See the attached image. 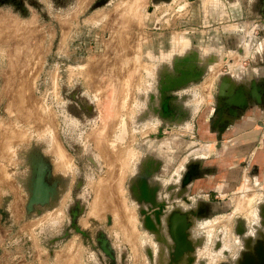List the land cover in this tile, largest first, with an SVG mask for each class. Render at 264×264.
<instances>
[{"label":"rangeland","instance_id":"obj_1","mask_svg":"<svg viewBox=\"0 0 264 264\" xmlns=\"http://www.w3.org/2000/svg\"><path fill=\"white\" fill-rule=\"evenodd\" d=\"M234 10L230 0H0L1 257L7 248L11 264H237L264 243V126L256 165L229 138L220 151L191 137L208 132L206 112L229 119L230 96L261 83L238 67L261 53L264 32L236 34ZM171 92L175 115L164 109ZM39 147L48 195L29 207ZM234 165L231 192H197ZM188 170L199 172L183 182ZM142 182L153 199L141 198ZM175 209L189 242L176 257L167 231ZM259 253L241 264H264Z\"/></svg>","mask_w":264,"mask_h":264},{"label":"crops","instance_id":"obj_2","mask_svg":"<svg viewBox=\"0 0 264 264\" xmlns=\"http://www.w3.org/2000/svg\"><path fill=\"white\" fill-rule=\"evenodd\" d=\"M230 3L235 9L233 11L235 12V19H239V21L236 22L235 24L236 26L234 28L235 29L234 31L236 34L247 36L248 32L252 33L254 30H255V33H257V29L264 32V0H230ZM254 25H256L257 28H255ZM243 40H244V36L243 38L241 37L240 43L246 44L243 42ZM239 45L241 44L236 43L235 45L236 50H239L238 48ZM263 47H264V42H263ZM247 48L251 49V47H247ZM262 49L263 50H261V53L257 54L258 55L257 61L254 60V57H256L257 55L254 56L255 54L253 55L251 54L252 59L249 60V63H247V66L243 67L242 65H240L238 67V72H240L241 74L244 73V76L245 78H247V80L252 79V81H255V82H257L258 80L261 81V83L264 82V48ZM193 50L196 51L198 58L200 57L199 59L201 58L206 59L205 56L201 57V53L199 52L200 47L197 49H193ZM185 57L187 56H184L183 58ZM207 57H210V56H207ZM255 82H252V83H255ZM252 85H255V84H252ZM261 90H262V94L264 95V88H262ZM203 91L204 90H200V92L202 93ZM263 126H264V105L261 106V105L253 104V106H251L250 109L243 116L240 117L239 121H236L234 123L228 135L222 136L220 140V144L221 146L224 145L223 143L224 138H229L230 140H232V144H231L233 146L232 151L233 152L237 151L238 155L240 156L241 154L242 157H244L248 153L249 162L252 160L254 164L256 165L257 163H260L261 157L257 151L255 153L254 148H255V145H257V141H258L256 140L257 139L256 137L261 132V128ZM8 138H9L8 139L9 141L11 140L13 142L15 141L14 135L12 133L9 135ZM4 139L7 140V136ZM204 141L209 145V147L211 145H214V147H216L215 144H217L216 142H218L217 139H215V137H211V136L204 139ZM211 141L213 142L211 143ZM246 146L248 147L250 146L249 149L247 148L248 151L242 150V148ZM220 151H222L221 147H220ZM237 161H238L237 163H239L238 159ZM240 168L241 167L239 165H236L235 167L232 166V168H229L225 173L219 174L218 178L215 176H212L213 177L212 180L211 179H209V181L206 180L205 185L201 187V189H198V191L197 190L196 191L197 192L201 191L202 192L201 195L202 196L204 195V197H206L209 194L212 195L214 192L216 193V195H219L221 197V195L223 194L225 190L227 191L226 193L231 192L230 189H227V186L232 184L231 182L237 181L239 179L241 174L240 172H238V170ZM262 169L264 170L263 167ZM214 184H216V186L211 188V185H214ZM5 227H6V230H5ZM2 231H5V232L8 231L6 224H0V246L5 245L7 247L8 241L5 242L3 240V237L1 235ZM5 252L6 253H3L2 257L0 256V264H11L10 257L8 256V254H10L11 251L7 252V248H6Z\"/></svg>","mask_w":264,"mask_h":264},{"label":"flooded vegetation","instance_id":"obj_3","mask_svg":"<svg viewBox=\"0 0 264 264\" xmlns=\"http://www.w3.org/2000/svg\"><path fill=\"white\" fill-rule=\"evenodd\" d=\"M190 79H191V77L190 78H187V80H190ZM172 83H173V80H172ZM262 88H264V82L263 83H259L257 86L251 85V88L249 90H247V93H246V102H245V104H242V103L232 104V106L234 108H230V110H229V112L231 114V117L229 119L225 118V116H223V114H221V111H220V113H218V110H216V109H213V110L211 109L210 112H206L207 116L204 117L203 119L205 121L207 120L208 132L204 128L205 125H202V126L200 125L201 127L199 128V130L202 133V135L199 134V132H197V136L195 134H192L191 137L193 139H195V140H196V138L197 139L198 138H201L203 141H204V139H206V134L208 135V137H210V136L211 137H215V139H217L219 136L222 137L223 134H225L226 132L230 131V129L232 128V126L234 125V123L236 121H239L240 117L243 116L250 109V107L253 106V104H255V105H261V106L264 105V95L262 94V90H261ZM173 95H174V93L171 92V94H169V95H167L165 97V101H164V106L165 107H164V109H165V111H166L167 114L175 115V108H174L173 103L176 102V100L174 101V96ZM233 95L234 94H232V96ZM232 96H230V98ZM228 120H230V121H228ZM199 143H200V141H199ZM216 143H217V144H215L216 147H220L221 146L220 141H218ZM43 153H44L43 148L42 147H39L37 149V154L36 155L35 154H31L30 157L35 156V159L34 160H31V164L32 163L33 164H36V159H37V163H38V166L39 167L41 165V163L39 162V160L42 159L43 160V164H44L45 163L44 154H46V153H44V154ZM47 155H49V154L47 153ZM49 158L51 159L50 155H49ZM41 169H42V165H41ZM44 170H45V164H44L42 173H40L41 180H42V175H43ZM197 172H199V171L194 170L193 172L192 171L190 172V170H188V172H186L185 175H187V176H193V175H197ZM185 175H184V177H185ZM141 186H142V183H141ZM152 186L153 185H150V184H146L145 183V187L143 186V188L142 187L139 188V192L141 194V198H144L146 200L153 199L152 198L153 197L152 190L155 189V188L152 187ZM227 189H229V186L227 187ZM183 190H185V189L178 190V193L181 192V191H183ZM144 196L147 197V198H145ZM173 215H176L178 217H182V220L180 222H176L173 225V222H171L172 219L170 218V221L168 223V229H167V231H169V233H170L171 230H172L173 232L179 234L181 236L182 240H183V246L185 245V248H187V247L189 248V242H188L187 233H186V227H187V224H188V222H187V220L185 218L186 214L184 213V211H181L179 209H177V210L175 209V211H172L171 212L170 217L173 216ZM149 217H150V215H149ZM143 221H144L145 226H147V228H149L150 230L156 231L155 230L156 229L155 223H154L153 220L150 222V224L147 223V221L145 220V218H144ZM70 223L72 224V222H70ZM170 237H171V234H170ZM98 242L101 243V246L100 247L103 249V251L108 252V250H107V248L105 246L106 240H102V241L100 240ZM260 250L261 251H264V243L262 242V240L261 241H257L256 244H255V246L253 247V249L244 251V253L242 254L241 258L238 260L237 264H241V261L245 258L246 253L249 252V253H254V254L258 255V254H260L259 253ZM172 255L175 256V257L178 256L177 245L174 242H173V246H172ZM249 264H251V263H249Z\"/></svg>","mask_w":264,"mask_h":264},{"label":"water","instance_id":"obj_4","mask_svg":"<svg viewBox=\"0 0 264 264\" xmlns=\"http://www.w3.org/2000/svg\"><path fill=\"white\" fill-rule=\"evenodd\" d=\"M200 73H201L200 71H197V75L193 77V80H196L197 79V76ZM222 79H223V81H222L221 86H220V90L221 91L223 90L224 85H225V81H226L225 80V77H223ZM230 101L232 103H234V104H239V103L245 104L246 98L243 95V92L241 91V89H237L236 92H235V94L230 98ZM188 177L189 176L186 175L185 178H184V180H183V182H187L188 179H189ZM41 182L42 181L39 179V176H37V179L35 181V184L32 186L33 187L32 194H31V196H30V198L28 200V206L29 207L33 203L43 202L45 199H47L48 188L47 187H46V189L42 188ZM143 186L145 187V182H142V186L141 187L143 188ZM145 198H147V197H145ZM158 205H159V208L154 211V216H155V219L159 222L160 221L159 220V214L162 211V207H161L162 204H158ZM172 217H175V219H176L177 216L176 215H173L170 218L172 219ZM149 218H150L149 215H146L145 220L148 221L147 219H149ZM181 220H182V217H180V220L176 219L175 223L176 222H180ZM170 234H171V237L173 238V240L175 241V243L177 245L178 254L181 253L182 250L185 248V245L183 246V240H182L181 236L179 234L173 232L172 230H171Z\"/></svg>","mask_w":264,"mask_h":264},{"label":"bare ground","instance_id":"obj_5","mask_svg":"<svg viewBox=\"0 0 264 264\" xmlns=\"http://www.w3.org/2000/svg\"><path fill=\"white\" fill-rule=\"evenodd\" d=\"M27 27V26H26ZM119 59V58H118ZM120 62V61H119ZM15 72V71H14ZM14 75V74H13ZM7 77V76H6ZM14 80V79H13ZM118 88H119V86H118ZM12 89V88H11ZM9 91V90H8ZM26 92H28V91H26ZM21 95V94H20ZM13 96V95H12ZM23 97V96H22ZM13 101H15V100H13ZM15 103V102H14ZM23 104V103H22ZM15 105V104H14ZM18 106V105H17ZM26 106V105H25ZM19 108H21V107H19ZM25 110V109H24ZM28 110V109H27ZM12 111V110H11ZM32 111H34V110H32ZM21 112V111H20ZM25 113V112H24ZM23 114V113H22ZM36 114V113H35ZM132 116V115H131ZM33 118V117H32ZM40 118V117H39ZM41 119V118H40ZM53 119V118H52ZM39 120V119H38ZM29 133V132H28ZM4 134L3 133H1V136H3ZM6 135V134H5ZM8 138V137H7ZM1 139V138H0ZM13 139V138H12ZM34 139L37 141V143H40V144H44V145H46V138L44 137V139H43V136H42V134H38V136H35L34 137ZM8 140V139H7ZM45 140V141H44ZM56 140V139H55ZM6 141V140H5ZM12 141V140H11ZM25 141V140H24ZM28 141V140H27ZM26 141V142H27ZM127 142V141H126ZM4 143V142H3ZM1 144V143H0ZM27 144V143H26ZM57 144V143H56ZM55 144V145H56ZM37 146V145H36ZM57 146H59L58 144H57ZM27 147V146H26ZM56 147V146H55ZM21 148H23V147H21ZM57 149H60L61 150V147H59V148H57ZM37 150V149H36ZM22 151V150H21ZM44 151V150H43ZM51 151V154L53 155V154H55L54 153V150H53V153H52V150H50ZM104 151V150H103ZM15 152V151H14ZM62 152V151H61ZM125 152V151H124ZM123 152V153H124ZM130 152V151H129ZM58 154V153H57ZM59 154H60V152H59ZM62 154V153H61ZM62 155H64V154H62ZM60 156V155H59ZM65 156V155H64ZM63 156V157H64ZM129 156V155H128ZM35 157V156H34ZM66 157V156H65ZM64 157V158H65ZM59 158V157H58ZM60 158H61V156H60ZM67 158V157H66ZM33 159H35V158H33ZM55 159V158H54ZM124 159V158H123ZM29 160V159H28ZM31 160H32V158H31ZM37 160V159H36ZM34 162V161H33ZM37 164V163H36ZM62 164V163H61ZM127 164V163H126ZM1 165V164H0ZM33 166V165H32ZM44 166V165H43ZM57 167V166H56ZM126 168V167H125ZM42 169H43V167H42ZM40 170V169H39ZM36 172H38V170L36 171ZM42 173V172H41ZM36 174H38V173H36ZM35 174V175H36ZM122 174V173H121ZM16 175V174H15ZM112 175V174H111ZM117 178V177H116ZM36 179H37V177L36 178H34V181L32 182V184L34 185L35 184V181H36ZM40 179V178H39ZM41 180V179H40ZM117 180V179H116ZM44 182V181H43ZM104 182V181H103ZM108 182V181H107ZM98 184V183H97ZM102 184V183H101ZM117 185V184H116ZM44 186V185H43ZM113 188V187H112ZM102 190V189H101ZM108 190V189H107ZM50 191V190H49ZM98 191H100V190H98ZM105 192H106V190H104ZM104 192V193H105ZM107 193H108V191H107ZM98 195V194H97ZM101 196V195H100ZM106 197V196H105ZM102 198H104V197H102ZM96 201V200H95ZM105 201V200H104ZM248 202V201H247ZM105 203V202H104ZM93 204V203H92ZM97 204V203H96ZM245 205V204H244ZM94 206V205H93ZM102 207V206H101ZM107 207V206H106ZM126 207V206H125ZM93 208V207H92ZM91 208V209H92ZM99 208V207H98ZM104 209V208H103ZM109 209V208H108ZM124 209H126V208H124ZM238 209V208H237ZM243 209V208H242ZM96 210H97V208H96ZM95 210V211H96ZM240 211V210H239ZM92 212V211H91ZM95 213V212H94ZM97 213V212H96ZM115 214V213H114ZM130 215V214H129ZM181 215V214H180ZM132 217V216H131ZM176 219H178V220H180V217H176ZM176 219H175V217H172V221L171 222H173V225L175 224V221H176ZM184 219V218H183ZM126 220V219H125ZM132 220H133V218H132ZM118 223H119V219H117L116 220ZM123 221V220H122ZM116 222V223H117ZM120 222H121V220H120ZM132 223V221H129V223ZM184 222V221H183ZM124 223V222H123ZM126 223H127V220H126ZM134 223V222H133ZM133 224H131V226H132ZM119 226H121L122 228H123V230H124V227L122 226V224L121 225H119ZM119 226H117V227H119ZM120 227V228H121ZM133 228V227H132ZM184 229V228H183ZM125 231V230H124ZM135 231V230H134ZM130 232H132V231H130ZM136 232V231H135ZM134 232V233H135ZM133 233V232H132ZM125 235H126V232H125ZM136 235V234H135ZM123 237H125V236H123ZM126 238H127V236H126ZM130 242V241H129ZM135 247V246H134ZM133 251H135V250H133ZM136 252V251H135Z\"/></svg>","mask_w":264,"mask_h":264}]
</instances>
